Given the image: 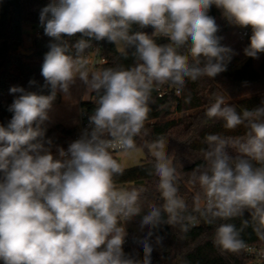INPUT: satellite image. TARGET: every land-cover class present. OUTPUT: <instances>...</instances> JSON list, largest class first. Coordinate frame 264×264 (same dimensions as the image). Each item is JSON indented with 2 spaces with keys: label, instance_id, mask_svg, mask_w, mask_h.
Here are the masks:
<instances>
[{
  "label": "clouds",
  "instance_id": "9594fccd",
  "mask_svg": "<svg viewBox=\"0 0 264 264\" xmlns=\"http://www.w3.org/2000/svg\"><path fill=\"white\" fill-rule=\"evenodd\" d=\"M213 5L230 23L251 27L244 53L259 58L264 53V0H51L41 10V26L51 38L41 68L49 94L11 87L10 94L19 95L9 106L11 120L7 126L0 125L3 264H150L152 247L147 238L141 242L142 262L123 250L124 224L140 210L136 193L114 183V175L123 169L112 153L135 147L134 137L148 118L154 84L171 81L183 86L186 77L192 81L214 78L226 70L234 53L220 43L219 26L208 15ZM133 25L151 26L155 36L166 37L170 43L158 45L147 33L132 32ZM76 34L87 39L76 41L73 55L65 37ZM93 39L113 43L121 52L134 47L137 65L95 71L89 80V60L82 53ZM184 45L188 55L177 51ZM189 56L195 65L189 64ZM76 76L98 95L90 117L93 128L67 150L58 148L54 157L45 124L57 92L66 94ZM207 115L222 118L230 129L247 121L249 131L239 146L247 159L230 163L222 143L209 153L214 157L211 174L200 176L208 197L206 211L214 218H228L240 209H252L264 226V167L254 168L251 163L264 165V108L245 109L241 114L217 98ZM105 133L111 139H104ZM208 140L216 142L219 137L212 135ZM155 156L165 211L173 223L184 205L175 198L173 169L164 152L156 150ZM159 219V211L153 209L142 223L155 225ZM215 242L231 252L244 247L231 224L218 228Z\"/></svg>",
  "mask_w": 264,
  "mask_h": 264
},
{
  "label": "trees",
  "instance_id": "16d2710c",
  "mask_svg": "<svg viewBox=\"0 0 264 264\" xmlns=\"http://www.w3.org/2000/svg\"><path fill=\"white\" fill-rule=\"evenodd\" d=\"M49 3L51 0H0V125L7 126L11 120L13 113L9 111V106L19 95L10 94L11 87L19 86L29 92L49 94L41 68L45 54L50 50L51 38L45 35L44 30L39 35L36 33L43 28L40 12ZM208 15L216 19L221 45L231 48L234 53L227 62L226 70L214 78L201 76L192 81L186 77L184 85L180 86V96L169 90L171 81L154 84L148 118L140 133L134 137L135 147L132 148L145 151V164L113 177L119 189L136 193L135 203L140 215H148L153 209L160 213L159 222L151 224L134 246L137 252L135 259L141 262L144 258L141 242L147 238L152 247L150 264H245L243 249L231 252L215 242L216 232L224 224L233 225L244 244H264V226L254 215V210L243 208L231 217L214 218L203 205L206 189L200 182V176L211 174L214 157H210L209 153L222 143L223 151L231 157L230 163L234 164L238 158L247 159L239 146L247 139L249 131L247 121L230 129L222 118L209 117L207 109L217 98H223L226 105L234 107L241 114L245 109L264 108V53L256 59L246 56L244 49L249 41L241 38L242 29L251 27L230 23L223 17L222 10L214 5ZM131 31L147 33L158 45L170 43L166 37L155 36L151 26L140 28L133 25ZM68 43L70 53L75 55V48L72 47L75 42L68 40ZM102 45L107 63L100 71L107 68L130 69L137 65L134 47L119 52L115 44L106 40L102 41ZM177 51L188 55V45L179 47ZM189 64L195 65L191 56ZM30 81L34 83L30 84ZM102 94L103 89L99 95ZM97 99L98 95L94 92L92 99L81 103L83 123H90ZM60 102L61 95L57 92L53 105ZM175 113L179 117L171 118ZM79 128L80 125L69 128L61 124L46 128V137L52 140L54 157H58L56 147H68ZM212 135L219 137V140L210 142L208 137ZM104 136L109 137L106 133ZM158 142L162 143L158 145ZM151 147L165 148V157L172 164L171 183L176 190L175 198L184 205L177 210L173 223H169V213L165 211L166 200L156 172L158 160L151 155ZM251 163L254 168L264 167L255 160H251ZM0 264L3 262L0 261Z\"/></svg>",
  "mask_w": 264,
  "mask_h": 264
},
{
  "label": "built area",
  "instance_id": "2783aa9c",
  "mask_svg": "<svg viewBox=\"0 0 264 264\" xmlns=\"http://www.w3.org/2000/svg\"><path fill=\"white\" fill-rule=\"evenodd\" d=\"M39 1H47V0H39ZM44 29H39L36 33L39 35L42 33ZM252 35V29L251 28H244L241 31V38L243 40L248 39V41L250 42V36ZM87 39L86 37H82L81 34H76L75 36L68 38L65 37V39L67 40H73L75 43L78 39ZM91 47L85 49V51L83 52L82 56L87 58L89 60V64H88V71H92V70H100V68L107 63V58L103 55L102 53V41H95L94 39L90 41ZM169 90H173L174 93L177 96H180L181 94V89H180V85H175V84H171L169 86ZM164 92H160L159 96H162ZM82 113H81V121H80V128L78 130V132L75 135V138L73 140V142L79 138H81L82 135L85 134V132L91 133L93 125L90 123H83L82 122ZM104 139H111L109 137L103 136ZM69 147V146H68ZM65 148V150H67V148ZM119 150L114 151L112 154L114 156V158L117 159V156L119 154ZM207 201H208V197L206 195V191H205V198L203 201V205L207 207ZM141 215L138 213L134 216H132L125 224V229H126V239H125V243L123 245V250L125 252L126 255L128 256H132L134 258L137 257V252L134 248L135 244L141 239L142 234L144 232H140L138 230H136L134 228V226L136 224H140L141 221L139 219ZM149 228H146V230H149ZM243 252H244V256H245V264H264V244H249V243H245L244 247L242 248Z\"/></svg>",
  "mask_w": 264,
  "mask_h": 264
},
{
  "label": "crops",
  "instance_id": "0c3cea01",
  "mask_svg": "<svg viewBox=\"0 0 264 264\" xmlns=\"http://www.w3.org/2000/svg\"><path fill=\"white\" fill-rule=\"evenodd\" d=\"M95 71L100 70L89 71V80L91 79V73ZM94 92L90 91L88 83L76 76L74 82L69 84L66 94L58 91L61 95V102L52 105L49 112L50 118L46 122L45 127L51 128L58 124L69 128L78 126L81 121V103L92 99Z\"/></svg>",
  "mask_w": 264,
  "mask_h": 264
},
{
  "label": "rangeland",
  "instance_id": "374dc122",
  "mask_svg": "<svg viewBox=\"0 0 264 264\" xmlns=\"http://www.w3.org/2000/svg\"><path fill=\"white\" fill-rule=\"evenodd\" d=\"M116 48H117V46H116ZM117 50H118V48H117ZM126 50H127V47L125 48V51ZM119 52H121V51H119ZM177 117H179V114L175 113V114L172 115L171 118H177ZM59 147H56V148H59ZM156 150H161V151L164 152V154H166L165 153L166 152L165 148H161V147L160 148L151 147L150 148V153L155 158H156V156H155V151ZM146 158H147V155H146L145 151L143 149H141V148H139V149H129L127 151H121V152H119V154L117 156V160L120 163L123 171L130 170V169L137 168V167H140V166L144 165L145 164L144 163V160ZM166 162L168 163L169 167L172 168L171 162L168 161L167 159H166ZM144 216H146V215H141L139 217L141 223L140 224H136L134 226V228L136 230L140 231L141 233L144 232V231H146V228L151 227V224L144 225L142 223Z\"/></svg>",
  "mask_w": 264,
  "mask_h": 264
}]
</instances>
